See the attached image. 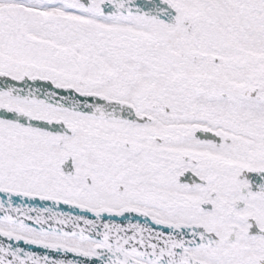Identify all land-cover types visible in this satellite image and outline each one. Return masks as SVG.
<instances>
[{
	"label": "snow or ice",
	"instance_id": "1",
	"mask_svg": "<svg viewBox=\"0 0 264 264\" xmlns=\"http://www.w3.org/2000/svg\"><path fill=\"white\" fill-rule=\"evenodd\" d=\"M0 264H264V0H0Z\"/></svg>",
	"mask_w": 264,
	"mask_h": 264
}]
</instances>
